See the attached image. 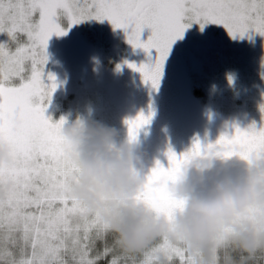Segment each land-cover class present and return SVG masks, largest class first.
Segmentation results:
<instances>
[{
	"label": "snow or ice",
	"instance_id": "6c2138e0",
	"mask_svg": "<svg viewBox=\"0 0 264 264\" xmlns=\"http://www.w3.org/2000/svg\"><path fill=\"white\" fill-rule=\"evenodd\" d=\"M61 17L69 28L87 20H107L114 29L124 30L134 49L155 50L154 63L127 67L158 90L172 45L192 23L200 24L201 30L208 24L221 25L234 39L249 33L264 37V0H0V34L9 38L0 43V143L11 151V163L0 166V185H10L7 195L0 197V264H99L108 257V264H193L168 236L134 256L121 252L97 215L63 195L73 171L61 136L66 121L46 118L45 101L50 103L58 85L51 74L50 83L44 82L48 41L67 34L58 22ZM145 29L151 35L142 41ZM260 111L259 129L236 127L215 143L196 140L179 156L169 148L167 167L157 161L143 180L138 176L142 189L137 202L171 223L183 202L171 197L169 185L193 161L264 162V104ZM153 114L125 121L129 143L136 142ZM261 261L258 258L257 264Z\"/></svg>",
	"mask_w": 264,
	"mask_h": 264
},
{
	"label": "rangeland",
	"instance_id": "374dc122",
	"mask_svg": "<svg viewBox=\"0 0 264 264\" xmlns=\"http://www.w3.org/2000/svg\"><path fill=\"white\" fill-rule=\"evenodd\" d=\"M58 22L67 34L48 41L44 82L50 83L51 74L58 86L50 103L45 101L46 118L53 123L63 118L67 126L79 117L104 126L113 130L120 145L128 143L125 121L151 111L150 123L133 143L141 180L157 161L168 166L169 148L179 156L196 140L215 143L236 127H261L264 37L249 33L234 39L221 25L208 24L201 30L200 24L192 23L171 47L158 88L163 96L156 98L141 74L127 67L154 63L155 50L140 49L141 56L124 30L114 29L107 20H87L70 28L64 17ZM146 30L148 38L151 32ZM8 40L7 34H0V43Z\"/></svg>",
	"mask_w": 264,
	"mask_h": 264
},
{
	"label": "clouds",
	"instance_id": "9594fccd",
	"mask_svg": "<svg viewBox=\"0 0 264 264\" xmlns=\"http://www.w3.org/2000/svg\"><path fill=\"white\" fill-rule=\"evenodd\" d=\"M61 136L73 168L63 195L97 215L121 252L134 256L168 236L193 264L264 260V162L193 161L169 185L171 197L183 202L170 223L136 200L142 183L133 143L117 145L113 130L79 117ZM10 163V148L0 143V166ZM9 191V184L0 185V197Z\"/></svg>",
	"mask_w": 264,
	"mask_h": 264
},
{
	"label": "flooded vegetation",
	"instance_id": "af4514ba",
	"mask_svg": "<svg viewBox=\"0 0 264 264\" xmlns=\"http://www.w3.org/2000/svg\"><path fill=\"white\" fill-rule=\"evenodd\" d=\"M147 30L145 29L144 31H143V33H142V35H141V40L142 41H147ZM139 49V53H140V55L141 56H144V54L142 53V51L140 50V48H138ZM146 90V89H145ZM147 91V90H146ZM152 94H155L154 96H156V98H157V96H159V97H162L163 95H162V92H160V91H158V90H155V92L154 93H152ZM161 102H163V101H165L164 99H161L160 100ZM166 107H167V105H164V110L165 111H168L167 109H166Z\"/></svg>",
	"mask_w": 264,
	"mask_h": 264
},
{
	"label": "trees",
	"instance_id": "16d2710c",
	"mask_svg": "<svg viewBox=\"0 0 264 264\" xmlns=\"http://www.w3.org/2000/svg\"><path fill=\"white\" fill-rule=\"evenodd\" d=\"M162 120V118H160ZM111 257L105 258L99 262V264H108V260H110ZM260 264H264V261H261Z\"/></svg>",
	"mask_w": 264,
	"mask_h": 264
}]
</instances>
